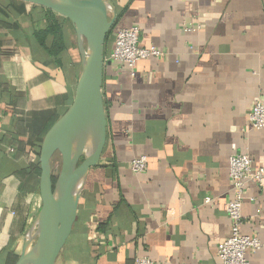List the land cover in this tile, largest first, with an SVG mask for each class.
<instances>
[{
  "label": "crops",
  "instance_id": "0c3cea01",
  "mask_svg": "<svg viewBox=\"0 0 264 264\" xmlns=\"http://www.w3.org/2000/svg\"><path fill=\"white\" fill-rule=\"evenodd\" d=\"M108 1L118 17L107 56L116 30L132 25L164 55L139 60L133 74L105 62L107 142L55 264H133L140 255L218 264L231 230L229 157L247 153L264 166V127L249 120L264 100V0ZM43 7L0 0V264L19 258L42 207V143L81 73L73 24L58 16L57 50ZM143 155L147 169L134 172ZM243 215V232L264 243V184L248 182ZM247 257L264 264V248Z\"/></svg>",
  "mask_w": 264,
  "mask_h": 264
},
{
  "label": "water",
  "instance_id": "95a60500",
  "mask_svg": "<svg viewBox=\"0 0 264 264\" xmlns=\"http://www.w3.org/2000/svg\"><path fill=\"white\" fill-rule=\"evenodd\" d=\"M24 1L67 17L75 28L82 58L74 101L50 127L42 143V207L26 233L16 262L55 264L76 221L86 178L91 168L99 165L106 146L105 49L118 15L108 0ZM89 144L90 154L85 152ZM57 153L61 155V167L55 175L53 160Z\"/></svg>",
  "mask_w": 264,
  "mask_h": 264
},
{
  "label": "built area",
  "instance_id": "2783aa9c",
  "mask_svg": "<svg viewBox=\"0 0 264 264\" xmlns=\"http://www.w3.org/2000/svg\"><path fill=\"white\" fill-rule=\"evenodd\" d=\"M141 27L138 25L120 27L115 32L113 49L105 61L112 60L121 67H126L134 73L137 62L149 57H162V49L152 45L144 46L141 43ZM251 125L256 129L264 127V100L255 101L249 114ZM134 172H144L148 167L146 156L132 159L130 163ZM229 175L233 182L232 196L227 204V213L231 220L230 234L218 248V264H250L247 254L251 251L264 248V243L257 236L243 232L245 222L243 204L246 188L249 181L264 184V166L254 168L253 160L247 153H233L229 157ZM209 200V198L207 199ZM133 264H158L147 255L137 256Z\"/></svg>",
  "mask_w": 264,
  "mask_h": 264
},
{
  "label": "trees",
  "instance_id": "16d2710c",
  "mask_svg": "<svg viewBox=\"0 0 264 264\" xmlns=\"http://www.w3.org/2000/svg\"><path fill=\"white\" fill-rule=\"evenodd\" d=\"M43 9H44L45 15H46L47 20H48L47 21L48 25H47V28H46L44 33L46 35H49L50 33L53 34L55 36L53 47L56 48L57 50H62L64 48V43H63V35H64L63 30L64 29H63L61 21L62 20L70 21V20L67 17L58 15L56 12H54L51 9H48L46 7H43ZM58 16L60 17L61 21L59 20ZM114 30H115V28L113 27L112 30L110 31V33L108 34L107 41H106V47L112 39L111 37L114 34ZM114 38H115V35H114ZM113 42H114V40H113ZM107 53H108V50L105 49V56H107ZM53 123H54V121H51V124L48 126L47 129H49ZM55 179H56V177H55ZM13 257L14 258L9 256V259L12 258L11 264L15 263V261L18 258V255H14Z\"/></svg>",
  "mask_w": 264,
  "mask_h": 264
},
{
  "label": "rangeland",
  "instance_id": "374dc122",
  "mask_svg": "<svg viewBox=\"0 0 264 264\" xmlns=\"http://www.w3.org/2000/svg\"><path fill=\"white\" fill-rule=\"evenodd\" d=\"M60 167H61V155L57 153L53 160V170L55 175L59 173Z\"/></svg>",
  "mask_w": 264,
  "mask_h": 264
},
{
  "label": "bare ground",
  "instance_id": "6f19581e",
  "mask_svg": "<svg viewBox=\"0 0 264 264\" xmlns=\"http://www.w3.org/2000/svg\"><path fill=\"white\" fill-rule=\"evenodd\" d=\"M85 152H87V153H89V154L92 152V146H91V144L87 145V147H86V149H85ZM81 182H82V181H80L78 185H80Z\"/></svg>",
  "mask_w": 264,
  "mask_h": 264
}]
</instances>
